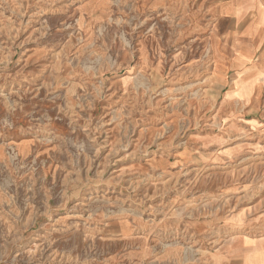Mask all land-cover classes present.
I'll return each mask as SVG.
<instances>
[{"label":"rangeland","instance_id":"rangeland-1","mask_svg":"<svg viewBox=\"0 0 264 264\" xmlns=\"http://www.w3.org/2000/svg\"><path fill=\"white\" fill-rule=\"evenodd\" d=\"M261 61L264 0H0V264H264Z\"/></svg>","mask_w":264,"mask_h":264},{"label":"crops","instance_id":"crops-1","mask_svg":"<svg viewBox=\"0 0 264 264\" xmlns=\"http://www.w3.org/2000/svg\"><path fill=\"white\" fill-rule=\"evenodd\" d=\"M243 52L239 55L245 56ZM263 60V59H261ZM240 66L239 61L233 59L228 67H225V70L218 71L217 78L219 80L226 79L227 75L235 70ZM236 81H238V87L235 89L240 95H234L233 98L239 99L240 101H245L248 103H253L257 99V96L264 97V62L261 61L259 64H255L250 69L243 70L242 72H237Z\"/></svg>","mask_w":264,"mask_h":264}]
</instances>
